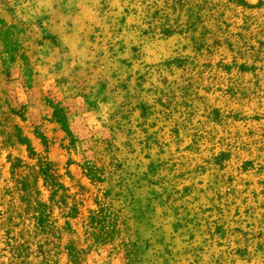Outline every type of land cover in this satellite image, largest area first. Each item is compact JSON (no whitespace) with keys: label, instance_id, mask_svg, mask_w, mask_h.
Listing matches in <instances>:
<instances>
[{"label":"rangeland","instance_id":"obj_1","mask_svg":"<svg viewBox=\"0 0 264 264\" xmlns=\"http://www.w3.org/2000/svg\"><path fill=\"white\" fill-rule=\"evenodd\" d=\"M0 264H264V0H0Z\"/></svg>","mask_w":264,"mask_h":264}]
</instances>
